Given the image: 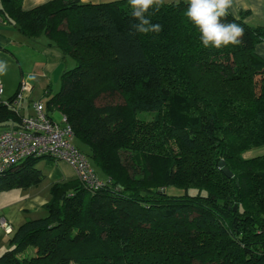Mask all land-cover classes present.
<instances>
[{"label": "trees", "instance_id": "16d2710c", "mask_svg": "<svg viewBox=\"0 0 264 264\" xmlns=\"http://www.w3.org/2000/svg\"><path fill=\"white\" fill-rule=\"evenodd\" d=\"M186 8L165 1L147 14L159 34L130 35L128 0H0L1 20L61 53L46 112L65 115L103 180L52 183L44 216L12 231L0 264H264V153L243 156L264 146V25L229 14L242 43L204 48ZM20 120L0 102V130ZM40 158L0 174V192L39 184Z\"/></svg>", "mask_w": 264, "mask_h": 264}, {"label": "crops", "instance_id": "0c3cea01", "mask_svg": "<svg viewBox=\"0 0 264 264\" xmlns=\"http://www.w3.org/2000/svg\"><path fill=\"white\" fill-rule=\"evenodd\" d=\"M47 1L50 0H21V8L28 10ZM80 1L97 4L117 0ZM230 15L236 19L241 18L243 22L250 25H264V0H238L234 8L230 10ZM45 43V37L28 39L21 35L12 24L0 18V60L7 62L6 73L0 75L2 86L0 102L4 103L10 98H14L22 83L28 85V89L22 91V98L18 106L13 109L21 118L31 115L33 103L41 101L40 97H34L33 94L39 92L40 95H44L53 83L59 81L64 67L59 50L45 45ZM261 43L264 41L254 45L256 54L257 45ZM260 57L264 59V56ZM41 102L43 103V101ZM25 108H27L26 112ZM44 108L46 109L45 105ZM44 158L47 160L48 169L47 172L40 169L44 174L41 183L15 191L17 192V200H15L18 203L17 212H19V216L12 214L13 212L10 210L11 205H15V203L0 206V216L9 222L13 230L28 219L27 215L34 217L40 212L41 206L49 200V188L52 183L75 178L73 169L64 161H56L49 157ZM10 236L11 234L5 235L0 229V254L8 248Z\"/></svg>", "mask_w": 264, "mask_h": 264}, {"label": "built area", "instance_id": "2783aa9c", "mask_svg": "<svg viewBox=\"0 0 264 264\" xmlns=\"http://www.w3.org/2000/svg\"><path fill=\"white\" fill-rule=\"evenodd\" d=\"M26 89L28 85L22 83L16 96L4 104L12 110L16 108ZM31 157L64 161L73 169L75 177L90 189L103 185L85 155L73 144V132L65 115L62 114L58 122L52 120L41 101L33 103L31 115L22 117L19 123L9 121L8 127L0 130V174ZM0 229L5 235L13 231L2 216Z\"/></svg>", "mask_w": 264, "mask_h": 264}, {"label": "clouds", "instance_id": "9594fccd", "mask_svg": "<svg viewBox=\"0 0 264 264\" xmlns=\"http://www.w3.org/2000/svg\"><path fill=\"white\" fill-rule=\"evenodd\" d=\"M165 0H128L131 7L130 35L159 34L163 26L153 24L148 13L159 12ZM238 0H185V16L199 31V39L204 48L222 49L229 45H240L244 28L235 22H225ZM257 54L264 56V43L257 45ZM7 70V62L0 60V75Z\"/></svg>", "mask_w": 264, "mask_h": 264}, {"label": "rangeland", "instance_id": "374dc122", "mask_svg": "<svg viewBox=\"0 0 264 264\" xmlns=\"http://www.w3.org/2000/svg\"><path fill=\"white\" fill-rule=\"evenodd\" d=\"M165 1L169 2V1H172V0H165ZM58 87H59V81H57V83H53V85H51L49 93H46L44 95H42V94L40 95L39 92H35L33 94V96L34 97L35 96L40 97L41 101H43L44 105H46L48 98L52 94H54V92H56ZM119 102H121V99L119 97L102 96V97H100L97 100L96 104L97 105H104V104L119 103ZM24 110L26 112L27 108H25ZM48 113H49V116L52 118V120H54L56 122L60 121L61 116H62L60 111L55 110V109H48ZM138 117L143 118L145 120H149V119L152 118V115L149 114V113H146V112H141V113H139ZM262 153H264V146L249 150L243 156L244 157H251V156H255V155H258V154H262ZM46 161L47 160L44 157L38 159L36 161V163H35V167L38 168V169H41L43 172H47L48 167H47V162ZM44 183H47V182L44 181ZM20 189L22 190L24 188H17L16 190L12 189V190H7V191L0 192V206L4 205V204H8V203H11V204L15 203V205H11L10 204L11 205L10 210L13 212L12 214H16L17 216H19V212H17V208H18V203H16V200H17L16 199L17 198V194L16 193L17 192H15V191H18ZM44 214H45V212L40 210V212H38V214L35 215L34 217L31 216V215H27V218L41 217V216H44Z\"/></svg>", "mask_w": 264, "mask_h": 264}, {"label": "water", "instance_id": "95a60500", "mask_svg": "<svg viewBox=\"0 0 264 264\" xmlns=\"http://www.w3.org/2000/svg\"><path fill=\"white\" fill-rule=\"evenodd\" d=\"M218 168L221 169L222 173L226 176V177H231L232 176V173L231 171L225 167V164H224V161L220 160L218 162Z\"/></svg>", "mask_w": 264, "mask_h": 264}]
</instances>
